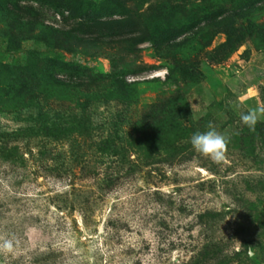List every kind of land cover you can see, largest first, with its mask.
<instances>
[{
    "label": "rangeland",
    "instance_id": "1",
    "mask_svg": "<svg viewBox=\"0 0 264 264\" xmlns=\"http://www.w3.org/2000/svg\"><path fill=\"white\" fill-rule=\"evenodd\" d=\"M232 3L0 0V264H264V0Z\"/></svg>",
    "mask_w": 264,
    "mask_h": 264
},
{
    "label": "clouds",
    "instance_id": "2",
    "mask_svg": "<svg viewBox=\"0 0 264 264\" xmlns=\"http://www.w3.org/2000/svg\"><path fill=\"white\" fill-rule=\"evenodd\" d=\"M264 118V106L249 109L247 113L240 115V120L249 129H254L259 119ZM191 145L198 153L210 157L213 161L219 163L224 159L227 147V141L224 136L219 134L215 128L209 124L205 132H196L191 137ZM12 242L4 241L0 248L4 251L12 250ZM249 255L252 256V248L249 247Z\"/></svg>",
    "mask_w": 264,
    "mask_h": 264
},
{
    "label": "trees",
    "instance_id": "3",
    "mask_svg": "<svg viewBox=\"0 0 264 264\" xmlns=\"http://www.w3.org/2000/svg\"><path fill=\"white\" fill-rule=\"evenodd\" d=\"M232 1H233L232 5L234 6L232 8V13L235 19L233 23L236 26V32L242 33L243 31L249 30L250 29L249 27L251 24L250 23L251 22L250 20L251 11H248L245 4H248L250 0H232ZM241 42H242L241 39H232L229 37L224 47L227 49L233 50L237 46H239ZM0 148L2 149V152L8 153L6 155V159L15 160V161L23 160L22 155L19 154L18 147L10 146L4 143L0 145Z\"/></svg>",
    "mask_w": 264,
    "mask_h": 264
}]
</instances>
